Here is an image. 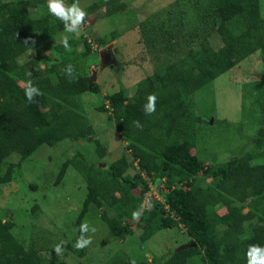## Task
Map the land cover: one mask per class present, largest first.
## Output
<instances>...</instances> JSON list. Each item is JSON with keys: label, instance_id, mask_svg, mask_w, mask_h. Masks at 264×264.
<instances>
[{"label": "trees", "instance_id": "1", "mask_svg": "<svg viewBox=\"0 0 264 264\" xmlns=\"http://www.w3.org/2000/svg\"><path fill=\"white\" fill-rule=\"evenodd\" d=\"M45 2L0 0V185L9 183L20 162L40 146H58L92 134L81 96L99 94L100 89L95 83L87 84L89 77L79 69V61L90 53V47L83 39V51L77 53L70 40L69 50L62 43L52 46L55 57L41 52V42L65 31ZM122 6L114 0H100L86 12L103 7L101 15L110 16ZM197 10L202 13L196 14L197 22L190 29L194 36L200 34L194 46L181 41L184 52L179 58L143 74L131 96L119 86L102 97L107 105L97 108L101 112L108 109L130 161L122 154L100 169L75 153L60 166L54 184L67 166L78 171L85 182V196L73 222L75 235L64 244L76 258L85 254L86 248L77 250L74 245L89 206L99 210V219L114 238L130 235L134 228L139 230L140 242L173 228H181V236L187 238L180 248L152 257L148 263L114 252L101 264H192L196 260L199 264H247L250 245L264 248V16L259 12V0H208ZM179 19H184L182 14ZM92 23L82 27L91 28ZM169 25L151 26L144 37L179 42L181 33L177 35ZM211 33L220 41L216 50L208 40ZM113 39L115 32L109 39L91 38L97 48ZM30 50L32 59L19 63ZM250 58L262 68L251 87H241V106L246 95L258 119L251 147L222 164L204 165L197 158L194 141L195 130L202 123L185 107L186 100ZM67 65L73 66L75 79L64 72ZM29 80L42 93L32 103L25 96ZM151 94L157 97L155 112L146 115L143 106ZM134 121L142 127H136ZM97 153L104 157L99 147ZM13 154L18 156L17 163L3 164ZM129 169L134 173L128 174ZM147 180H161L154 189L156 198L149 192ZM219 207L224 209L222 214L217 213ZM131 220H136L134 228ZM13 226L7 215L0 218V264H62L51 249L49 256L42 255L46 246L35 249L18 242L11 234Z\"/></svg>", "mask_w": 264, "mask_h": 264}, {"label": "rangeland", "instance_id": "2", "mask_svg": "<svg viewBox=\"0 0 264 264\" xmlns=\"http://www.w3.org/2000/svg\"><path fill=\"white\" fill-rule=\"evenodd\" d=\"M98 1L79 0V6L86 11ZM114 1L123 4L119 12L102 16L103 7H100L86 18L84 25L93 22L91 28L82 27L77 33L59 32L38 46L41 52L55 57L52 46L62 43L65 36L68 41H73L72 46L77 53L83 51V39L89 45L90 53L80 59L79 69L88 77L93 71L92 83L100 89L99 94L81 96L83 113L92 134L74 142L63 141L58 146H40L20 162L9 183L0 185V218L7 215L12 221L13 237L25 247L36 249L46 246L48 249L43 251V256H49V249L53 251L56 245H61L62 254L57 255L54 251L53 254L62 264H101L114 252L123 253L129 260L141 259L148 263L152 257L166 255L168 250L180 248L187 241L184 234L183 237L180 234L183 233L181 228H173L161 230L140 242L139 230L133 224L136 220L130 222L134 228L130 235L114 238L99 219V210L89 206L81 224H89L85 236H90L92 243L86 247L82 258H76L64 248L65 242L75 235L73 222L82 206L86 188L81 175L72 166H67L61 180L54 184L61 164L72 159L75 153H79L87 164L100 169L104 168L101 165L106 166L122 154L130 161L112 120L108 118V109L102 112L97 109L102 103L107 105L102 97L117 91L119 86L126 96H131L143 74H150L182 55L184 47H179L181 41L194 46L200 34L194 36L190 29L197 22L196 14L202 13L197 8L208 0ZM64 3L72 4L68 0ZM259 12L263 17L264 0H259ZM181 14L183 20L179 19ZM165 22L170 23L167 27L171 31L177 35L181 33L179 42L176 38L148 41L144 37L145 31L149 34L151 26L158 27ZM113 32L115 39L108 40L102 48H97L91 40L96 37L109 39ZM208 38L211 47L216 50L220 46L217 34L211 33ZM33 56L30 50L18 62L24 63ZM261 75L260 63L253 58L246 59L187 98L185 107L195 113L202 123L195 130L194 141L197 158L204 165L222 164L230 157L243 155L251 147L258 119L246 95L241 106V87L244 84L251 87ZM97 147L104 151V157H98ZM190 153L194 154V150L191 149ZM17 161L18 156L13 154L4 159L3 164H15ZM127 173L133 174L134 171L129 169ZM160 181L147 180L150 193H155L154 189ZM34 205L36 209L33 210ZM223 212L224 209H217L218 214ZM91 228H95L94 233ZM191 263L199 264L197 260Z\"/></svg>", "mask_w": 264, "mask_h": 264}, {"label": "clouds", "instance_id": "3", "mask_svg": "<svg viewBox=\"0 0 264 264\" xmlns=\"http://www.w3.org/2000/svg\"><path fill=\"white\" fill-rule=\"evenodd\" d=\"M47 8L50 14L59 19L64 26V30L67 33H77L81 30L82 26L86 23V18L88 13L79 6V0H73L71 5H66L64 0H47ZM27 43V42H25ZM62 45L66 50H69L68 38L64 37L62 40ZM64 72L67 74L69 79H75L73 73L74 68L72 65H67L64 69ZM31 75V73H29ZM42 95L40 90L32 85V82L29 80L26 83L25 87V96L29 103L35 102L34 98ZM157 97L155 94H151L147 97V104L143 106L144 112L146 115L153 114L155 112ZM134 125L138 128L142 127L139 121H134ZM138 219V215L136 216ZM80 236L77 238V241L74 247L77 250H83L92 243L90 236L85 238L84 233L89 231V224L84 222L80 225L79 228ZM91 232H95V228H91ZM53 251L60 255L63 252L61 245H56ZM247 264H264V248H261L258 245H250L246 253ZM134 264V262H133Z\"/></svg>", "mask_w": 264, "mask_h": 264}, {"label": "water", "instance_id": "4", "mask_svg": "<svg viewBox=\"0 0 264 264\" xmlns=\"http://www.w3.org/2000/svg\"><path fill=\"white\" fill-rule=\"evenodd\" d=\"M94 80V72L91 71V76L89 77L87 84H90V82H92ZM100 167H104L103 165H101Z\"/></svg>", "mask_w": 264, "mask_h": 264}, {"label": "built area", "instance_id": "5", "mask_svg": "<svg viewBox=\"0 0 264 264\" xmlns=\"http://www.w3.org/2000/svg\"><path fill=\"white\" fill-rule=\"evenodd\" d=\"M146 195H147V194H146ZM146 195H145V196H146ZM153 196L156 198V195H155V193H153Z\"/></svg>", "mask_w": 264, "mask_h": 264}]
</instances>
